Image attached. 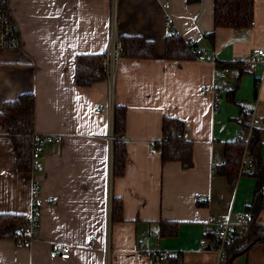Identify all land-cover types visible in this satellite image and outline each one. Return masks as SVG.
<instances>
[{
  "label": "crops",
  "instance_id": "crops-1",
  "mask_svg": "<svg viewBox=\"0 0 264 264\" xmlns=\"http://www.w3.org/2000/svg\"><path fill=\"white\" fill-rule=\"evenodd\" d=\"M8 7L19 45L0 48V112L4 102L32 93L33 133L55 139L41 146V172L20 171L0 118V213L26 214L32 176L39 188L35 238L26 245L0 238V264H152L155 251L168 253L161 264H264V243L230 262L205 233L211 216L234 220L253 200L255 177L229 182L214 168L223 163L225 142L237 138L241 110L264 117V57L252 55L264 50V0H254V20L244 30L214 27L213 0H8ZM113 11L120 36L154 45L153 57L122 56L117 66L113 103L125 107L118 138L126 160L116 176L106 82H74L76 56L104 51ZM169 31L204 59H167ZM245 59L250 64L239 76L233 63ZM221 77L228 89L237 86V102L228 89L213 97ZM164 116L183 121L191 167L161 162L153 142L162 139ZM261 156L264 166V144ZM112 197L122 201L121 221L111 222ZM160 221L174 222L176 233L160 235ZM256 221L264 225V209ZM56 242L69 245L67 256H49Z\"/></svg>",
  "mask_w": 264,
  "mask_h": 264
},
{
  "label": "trees",
  "instance_id": "trees-1",
  "mask_svg": "<svg viewBox=\"0 0 264 264\" xmlns=\"http://www.w3.org/2000/svg\"><path fill=\"white\" fill-rule=\"evenodd\" d=\"M195 1V0H189ZM254 20V0H213L214 27H230L234 30H244L252 26ZM123 43L125 57L151 58L154 55V45L151 41L140 36H120ZM194 46L187 42L175 31H169L165 37L164 54L169 60H188L199 55ZM198 53V54H197ZM99 54H80L75 58L74 82L85 86L103 79L100 67ZM239 69L238 75L245 72L241 62L233 63ZM217 63V66L233 65ZM238 85V84H237ZM237 86L227 90L230 100H234L233 92ZM0 118L5 124L14 148L17 168L28 171L31 168L32 135L34 120V97L32 93H22L15 100L6 101L0 112ZM249 113L241 110L239 115L240 127L246 129ZM112 129L116 137L112 143V174L121 175L125 169L126 148L123 140L118 137L125 131V107L113 106ZM183 121L171 116L162 119V139L153 142L161 157V162L179 161L183 168L192 166V142L183 139ZM263 132L260 127L253 128L251 135L246 140L243 135H237L233 141L225 142L224 160L215 166L214 172L223 175L231 182L239 175L255 177L253 200L247 211L254 219L258 211L264 209L262 201L264 189V166L261 156ZM251 164V169L246 171L242 163L244 151ZM111 222L122 220V201L118 197L111 198ZM25 214L0 213V238H13L17 243L26 245L27 235ZM160 235H173L176 233L174 222L160 221ZM207 238L214 246L218 240L210 233L205 232ZM256 242L264 243V225L253 224L246 230H237L230 245L225 247L224 257L229 260L238 254L245 253Z\"/></svg>",
  "mask_w": 264,
  "mask_h": 264
},
{
  "label": "built area",
  "instance_id": "built-area-1",
  "mask_svg": "<svg viewBox=\"0 0 264 264\" xmlns=\"http://www.w3.org/2000/svg\"><path fill=\"white\" fill-rule=\"evenodd\" d=\"M19 45V35L17 25L12 17L10 9L8 7V0H0V48H14ZM123 53V43L118 32L117 18L116 13L113 11V14L110 19L109 29H108V41L107 45L100 56V67L101 72L104 76V80L107 85V112L112 118L113 115V106H114V89L116 83V73L119 60ZM252 55L254 57L261 56L264 57V50L262 48H254L252 50ZM199 59H204V56L199 54L197 56ZM250 61L245 59L242 61L244 67L249 66ZM228 89L226 81L221 77L219 79V84L216 87L211 88V92L214 98H217L219 92H224ZM205 89L201 90V93L204 94ZM97 107L101 108L102 106L97 104ZM249 121L247 128H239L238 133L243 135V137L248 140L253 128L260 127L263 132V141L264 144V117L257 116L252 109H248ZM109 140H113L114 136L110 134L108 136ZM183 139L188 138V132L184 130L182 134ZM55 137L50 134H36L32 135V151H31V170L32 172H41L42 166L38 163V158L40 154L41 146L53 141ZM243 166L246 171L251 169V164L249 159L246 156V149L242 158ZM32 185L30 189L31 195V204L30 210L24 216L26 220V227L24 233L27 235L26 244H29L35 238V231L38 223V204H37V195L39 193V188L37 180L32 176ZM208 226L205 228L206 232H210L217 240L218 245L216 250L220 258H224L225 247L230 245L235 237V232L237 230H246L249 226L253 224H258L256 219L253 220L251 214L247 210L239 212L234 220L226 218L224 220L216 219L210 217L208 219ZM262 225V224H260ZM69 245L63 242H56L52 246L49 256L55 258L58 256H67L69 253ZM152 264H161L162 261L168 258V253L166 251H155L150 254Z\"/></svg>",
  "mask_w": 264,
  "mask_h": 264
},
{
  "label": "water",
  "instance_id": "water-1",
  "mask_svg": "<svg viewBox=\"0 0 264 264\" xmlns=\"http://www.w3.org/2000/svg\"><path fill=\"white\" fill-rule=\"evenodd\" d=\"M229 261L231 262V259Z\"/></svg>",
  "mask_w": 264,
  "mask_h": 264
},
{
  "label": "rangeland",
  "instance_id": "rangeland-1",
  "mask_svg": "<svg viewBox=\"0 0 264 264\" xmlns=\"http://www.w3.org/2000/svg\"><path fill=\"white\" fill-rule=\"evenodd\" d=\"M103 79H104V76H103Z\"/></svg>",
  "mask_w": 264,
  "mask_h": 264
}]
</instances>
